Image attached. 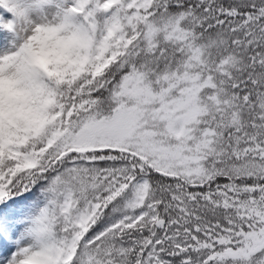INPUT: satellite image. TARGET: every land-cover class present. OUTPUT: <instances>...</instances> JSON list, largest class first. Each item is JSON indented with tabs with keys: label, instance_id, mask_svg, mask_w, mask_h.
Wrapping results in <instances>:
<instances>
[{
	"label": "snow or ice",
	"instance_id": "6c2138e0",
	"mask_svg": "<svg viewBox=\"0 0 264 264\" xmlns=\"http://www.w3.org/2000/svg\"><path fill=\"white\" fill-rule=\"evenodd\" d=\"M0 264H264V0H0Z\"/></svg>",
	"mask_w": 264,
	"mask_h": 264
}]
</instances>
